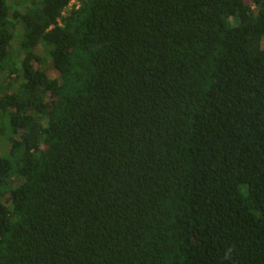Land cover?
Returning a JSON list of instances; mask_svg holds the SVG:
<instances>
[{
    "label": "trees",
    "instance_id": "obj_1",
    "mask_svg": "<svg viewBox=\"0 0 264 264\" xmlns=\"http://www.w3.org/2000/svg\"><path fill=\"white\" fill-rule=\"evenodd\" d=\"M70 1L0 0V264H264V0Z\"/></svg>",
    "mask_w": 264,
    "mask_h": 264
},
{
    "label": "rangeland",
    "instance_id": "obj_2",
    "mask_svg": "<svg viewBox=\"0 0 264 264\" xmlns=\"http://www.w3.org/2000/svg\"><path fill=\"white\" fill-rule=\"evenodd\" d=\"M75 3H76V0L70 1V5L75 4ZM7 147H8L7 142L2 137H0V154H3L6 151Z\"/></svg>",
    "mask_w": 264,
    "mask_h": 264
}]
</instances>
